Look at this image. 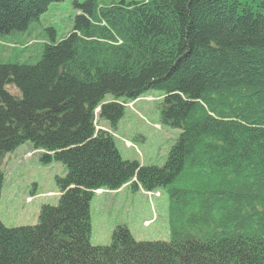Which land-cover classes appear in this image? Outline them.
<instances>
[{
    "label": "trees",
    "instance_id": "16d2710c",
    "mask_svg": "<svg viewBox=\"0 0 264 264\" xmlns=\"http://www.w3.org/2000/svg\"><path fill=\"white\" fill-rule=\"evenodd\" d=\"M62 1L0 0V39ZM251 3L86 0L35 64L0 63V167L30 143L66 170L37 225L0 221V264H264V0ZM151 90L180 131L162 168L123 160L96 128L97 111L115 129ZM128 186L169 194L170 241L118 225L111 245L90 243L94 194Z\"/></svg>",
    "mask_w": 264,
    "mask_h": 264
},
{
    "label": "rangeland",
    "instance_id": "374dc122",
    "mask_svg": "<svg viewBox=\"0 0 264 264\" xmlns=\"http://www.w3.org/2000/svg\"><path fill=\"white\" fill-rule=\"evenodd\" d=\"M86 0H63L52 4L39 17L34 27L24 33L6 36L0 39L1 64H29L40 60L45 44L66 37L73 28L74 18L80 14L75 4ZM123 0H99L101 5ZM130 1V0H124ZM242 5L252 4V0H238ZM12 95L18 96L19 91L14 87L8 88ZM163 93L155 90L148 91L142 98L131 106L128 104L124 117L115 129L108 125L116 134V148L123 160L137 162L141 167L154 166L162 168L168 154L179 137L180 131L160 122L159 103ZM107 101L112 100L106 96ZM96 128L107 132L102 126L104 120L97 118ZM126 141L131 145L126 147ZM42 152L34 151L30 143L18 147L7 154L1 163L4 183L0 194V221L9 228L35 226L38 224L39 212L43 205L57 206L59 190L56 179L63 178L66 170L59 162L45 164ZM127 202L128 206L121 211H114L111 205L104 215L103 225L100 224L101 213H96L97 203L91 206L93 232L91 227V244L95 246L111 245V235L118 225H126L132 237L138 242H168L171 240L169 230V194L145 193L148 197L133 195ZM141 190L139 187L138 190ZM146 198V199H145ZM151 204L154 221L148 226L137 222L138 210L142 203ZM149 214V212H148ZM150 217V216H149Z\"/></svg>",
    "mask_w": 264,
    "mask_h": 264
},
{
    "label": "crops",
    "instance_id": "0c3cea01",
    "mask_svg": "<svg viewBox=\"0 0 264 264\" xmlns=\"http://www.w3.org/2000/svg\"><path fill=\"white\" fill-rule=\"evenodd\" d=\"M108 102H110V101H108ZM131 105H132V103L129 106H131ZM126 106H125V109H126ZM102 126L104 128H106L108 130V132L114 136V138L117 137L116 134L113 132V130H110V128L108 127V125L105 122H102ZM130 145H131V143L129 141H126V147H129ZM130 190L133 193V195H138V196L146 197V198L148 197L140 189L139 190L130 189ZM131 195L132 194H129V186L123 187L122 189H120L117 192H109V191H103V190L97 191L94 194L92 201H91V205H90V217H91L92 232H93V220H92V214H91V206H92V203L94 201L97 203L96 213L97 214L101 213V215L99 217L100 224H98L100 227L103 225V220H104L103 218H104V215L106 214V212L108 211L109 204L111 205V209L114 211L124 210L128 206L127 202L129 201V198L131 197ZM148 200H150V202H151V198L148 197ZM128 208L130 209L129 206H128ZM151 209H152L151 204H148V202L146 204L142 203L140 205L139 209L135 210V213L139 214V217H137V222L144 225V226H148V225L152 224V222L154 221V217H152ZM148 212H149V214H148ZM168 218H169V211H168ZM146 223H149V224L146 225ZM169 230H170V221H169ZM90 241H91V238H90ZM93 245H95V244H93Z\"/></svg>",
    "mask_w": 264,
    "mask_h": 264
}]
</instances>
